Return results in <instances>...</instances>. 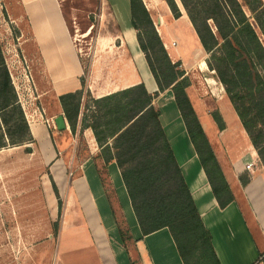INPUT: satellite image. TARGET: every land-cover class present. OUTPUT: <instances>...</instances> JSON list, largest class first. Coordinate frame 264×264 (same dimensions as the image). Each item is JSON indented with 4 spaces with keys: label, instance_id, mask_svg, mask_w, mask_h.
Masks as SVG:
<instances>
[{
    "label": "trees",
    "instance_id": "trees-1",
    "mask_svg": "<svg viewBox=\"0 0 264 264\" xmlns=\"http://www.w3.org/2000/svg\"><path fill=\"white\" fill-rule=\"evenodd\" d=\"M172 17L183 9L205 53V64L222 85L242 130L264 165V4L261 0H163ZM130 24L157 85L148 93L142 83L90 100L91 112L79 131L91 130L103 166L120 172L142 236L166 228L183 264H219L211 238L181 175L152 104L170 90L189 141L220 208L233 200L213 150L186 93L188 77L164 49L142 0H129ZM261 37V38H260ZM58 97L71 134H75L85 87ZM217 128L224 129L218 113ZM33 139L5 65L0 44V149ZM241 184L248 178L240 177ZM101 183L106 186L104 179ZM51 228L56 236L58 222ZM124 240L126 233L119 227Z\"/></svg>",
    "mask_w": 264,
    "mask_h": 264
},
{
    "label": "crops",
    "instance_id": "crops-1",
    "mask_svg": "<svg viewBox=\"0 0 264 264\" xmlns=\"http://www.w3.org/2000/svg\"><path fill=\"white\" fill-rule=\"evenodd\" d=\"M145 1L151 2V0ZM261 1L264 4V0ZM17 4L21 9V15L14 19L17 22L20 20L25 22L30 37L26 39L27 43H24L26 40L22 42V49L23 51L30 49L31 44L43 68V77H32L40 109L45 119L54 121L56 117L62 116L65 130L58 131L52 127L47 129L38 120L29 122L15 89L13 77H10L33 142L0 149V164H7L6 157L9 154L5 152L9 150L24 148L30 153L32 149L41 164L49 168L53 182L63 185L66 176L63 173L66 170H62L65 167L62 163V152L66 148H59L57 139L59 144H63L68 137L72 139V134L62 113L58 97L81 90L80 79L83 78V67L63 18L59 0H17ZM164 10V13L174 21L179 20L172 17L166 4ZM181 16L183 21L191 27L185 13ZM115 18L113 14L114 21ZM157 21L163 26L164 21L161 16ZM127 23H129L128 26L115 27L107 37L108 41L97 45V48L100 47L103 51L113 52V58L121 61L122 66L119 74L100 77L92 70V65L91 70L84 77V91H88L94 99L140 83L144 85L148 93L157 91V85L139 49L136 32L131 27L130 14ZM171 42L175 43V39H170L169 43H162L166 45L167 52L172 47ZM200 52L203 50L199 44L190 63L183 62L179 55L174 53L177 57L176 61L180 62L182 70L188 77H200L197 72H203L202 68L206 67V57L196 60V54ZM117 66L115 64V70L118 69ZM125 70L127 74L122 73ZM162 94H167L169 97L167 106L174 104L170 90L160 93V96ZM157 108L160 111V124L202 224L210 235L211 246L218 263L264 264V165L260 163L256 152L251 153L247 147L243 148L242 152H238L237 156L235 154V158H224L213 151L233 196L229 204L220 208L186 131L187 139L183 145V140H175V143L169 141L181 124L185 130L176 106L169 109L171 114L165 118V105L161 104ZM81 114L82 109L79 110L78 124H80ZM225 127L220 131L221 134L226 130ZM225 145L228 146V144ZM89 154L79 162L75 176L69 184L71 204L65 208L67 212L59 221L60 227L56 235V240L59 235L68 232H71L72 236L73 234L77 236L78 238L73 239L71 246L74 248L72 252H76L77 255L72 261L69 259L64 263L55 264H183L166 228L142 236L116 164L110 162L103 166L97 153L90 151ZM249 163H252V168L247 171L245 166ZM240 177L248 178L247 183L242 185ZM101 179H104L106 186L101 183ZM61 190L62 187H59V194ZM2 194L0 190V199L3 198ZM5 194L6 199L8 194H11L10 200L3 202V206L8 208V204H11L13 200L12 192L8 193L6 189ZM119 227L124 233L127 231L124 240L119 234Z\"/></svg>",
    "mask_w": 264,
    "mask_h": 264
},
{
    "label": "rangeland",
    "instance_id": "rangeland-1",
    "mask_svg": "<svg viewBox=\"0 0 264 264\" xmlns=\"http://www.w3.org/2000/svg\"><path fill=\"white\" fill-rule=\"evenodd\" d=\"M144 2L162 43H169L170 39H175L176 46L168 51L170 59L173 62L177 60L174 54L176 52L183 62H192L195 49L199 48L198 39L192 27L183 21L182 16L177 21L167 16L164 13L166 3L163 0H151L150 3L144 0ZM59 5L83 67L84 82V77L89 73L92 65V70L100 77L119 74L122 62L113 58V52L103 51L100 47L97 48V45L100 42L106 43L107 37L115 27L128 26L129 0H59ZM178 6L183 15V9L179 4ZM112 12L116 17L115 21ZM20 15L21 9L17 0H0L2 55L9 76L13 77L15 89L27 113V120L41 121L47 129H52L48 125L50 119H45L40 109L32 80V77H43V68L31 44L30 49L24 51L22 49V42L30 37L25 22L23 20L17 22L14 19ZM159 16L163 18V26L157 21ZM261 41L264 44L262 38ZM27 42L26 40L24 43ZM196 56V60L206 57L204 52L197 53ZM115 64L119 66L117 70L114 68ZM178 68L182 69L181 66ZM202 71L197 72L200 77H188L185 71L184 73L189 80L186 93L209 145L214 152L224 158H235V154L237 156L238 152H242L241 150L247 147L251 153L254 151L257 154L248 136L242 130L240 121L226 98L222 85L215 78L214 72L207 66L203 67ZM122 73L127 74V71ZM84 90L80 106L82 109L80 121L91 112L89 106H91L92 97L88 91ZM168 101L167 94L161 96L159 94L152 101L156 108L161 104L165 105L166 115L162 111L164 118L171 114L169 109L175 106L173 103L167 106ZM215 112L219 114L223 126H226L222 134L213 120L212 115ZM79 125L77 124V130L75 134H72V139L68 137L63 144H59L57 139V146L66 148L62 152V163L65 166L62 170H66L63 173L66 174L63 185L58 184V186L53 182L49 168L41 164L32 149L30 153L24 148L5 152L9 154L6 157L7 164H0V190L3 192L1 195L3 198L0 199V264H55L75 259L77 254L72 252L74 248L71 246L73 239L77 236L74 234L72 236V233L68 232L59 235L56 240L52 232L51 220L58 221V228L60 227L59 221L67 212L65 208L71 204L68 187L75 176L79 162L90 155V151L99 154V148L93 140L91 130L84 128L79 131ZM186 139L185 130L181 124L169 141L175 143V140H183V145ZM173 148L176 151V146ZM260 163L262 164L261 161ZM59 187H62L61 194H59ZM6 189L8 193L12 192L13 199V204H8V208L3 206V202L9 201L11 197V194H8L6 199Z\"/></svg>",
    "mask_w": 264,
    "mask_h": 264
},
{
    "label": "water",
    "instance_id": "water-1",
    "mask_svg": "<svg viewBox=\"0 0 264 264\" xmlns=\"http://www.w3.org/2000/svg\"><path fill=\"white\" fill-rule=\"evenodd\" d=\"M54 125L55 129L58 131H63L65 130V124H64V119L62 116H58L54 119Z\"/></svg>",
    "mask_w": 264,
    "mask_h": 264
},
{
    "label": "built area",
    "instance_id": "built-area-1",
    "mask_svg": "<svg viewBox=\"0 0 264 264\" xmlns=\"http://www.w3.org/2000/svg\"><path fill=\"white\" fill-rule=\"evenodd\" d=\"M170 45H171L172 47H174V46H175V43H174V42H171ZM163 47H164L165 50L167 49V47H166L165 44H163ZM48 125H49V127H52L53 129L55 128V126H54V122H53L52 120H50V122L48 123ZM251 168H252V163H249V164H247V165L245 166V169H246L247 171H249Z\"/></svg>",
    "mask_w": 264,
    "mask_h": 264
}]
</instances>
